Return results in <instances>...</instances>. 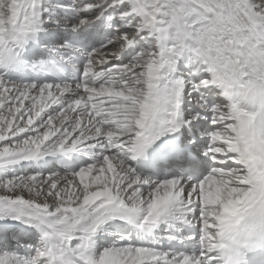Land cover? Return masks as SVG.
<instances>
[{
    "label": "snow or ice",
    "instance_id": "6c2138e0",
    "mask_svg": "<svg viewBox=\"0 0 264 264\" xmlns=\"http://www.w3.org/2000/svg\"><path fill=\"white\" fill-rule=\"evenodd\" d=\"M250 94L264 0H0V264H264Z\"/></svg>",
    "mask_w": 264,
    "mask_h": 264
},
{
    "label": "clouds",
    "instance_id": "9594fccd",
    "mask_svg": "<svg viewBox=\"0 0 264 264\" xmlns=\"http://www.w3.org/2000/svg\"><path fill=\"white\" fill-rule=\"evenodd\" d=\"M236 102L240 103L242 109H247L249 111L254 110V108L259 107L261 104H264V97L249 95V102L247 104L240 102V97H235ZM259 122H250V130H254L258 126ZM218 264H226V261H219Z\"/></svg>",
    "mask_w": 264,
    "mask_h": 264
}]
</instances>
